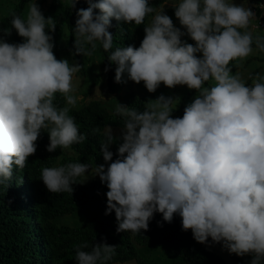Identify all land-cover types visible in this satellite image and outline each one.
Listing matches in <instances>:
<instances>
[{"label":"clouds","instance_id":"9594fccd","mask_svg":"<svg viewBox=\"0 0 264 264\" xmlns=\"http://www.w3.org/2000/svg\"><path fill=\"white\" fill-rule=\"evenodd\" d=\"M75 3L68 0L71 8ZM88 3V8L77 11L74 28V54L83 56L93 54L97 41L104 51L112 48L111 19L138 26L156 11L148 0ZM172 7L195 46L181 40L185 33L162 9L144 27L138 48H117L108 60L117 65V83L126 73L137 84L143 81L149 93L163 83L168 88L186 85L198 95L184 108L182 118L170 116L178 98L160 95L143 112L117 103L116 114L126 117L124 127L117 128L122 129L123 140L118 158L106 169L101 164L94 170L109 189L105 214L115 212L118 233L133 234L146 231L156 212L166 222L179 214L182 230L191 229L198 243L211 237L229 253L252 254L251 264H262L264 77L257 76L249 87L230 75L229 67L230 61L253 53L252 34L239 29H247L255 13L228 0H180ZM11 25L24 42L0 39V184L11 180L14 166H26L42 129L49 134L48 152L86 139L69 115L77 104L78 97L71 94L76 90L72 77L80 65L56 59L52 36L45 30L54 32L56 21L46 19L33 0L26 19L13 15ZM3 31L10 35V30ZM255 43L264 52V38L256 37ZM210 79L215 86L203 87ZM57 93L68 106H55ZM111 130L107 127L100 149L105 162L113 156L108 150ZM88 169L85 163L44 168L41 180L51 193L71 194V185ZM115 249L107 243L94 244L91 251L78 247L75 258L78 264H106Z\"/></svg>","mask_w":264,"mask_h":264},{"label":"trees","instance_id":"16d2710c","mask_svg":"<svg viewBox=\"0 0 264 264\" xmlns=\"http://www.w3.org/2000/svg\"><path fill=\"white\" fill-rule=\"evenodd\" d=\"M171 1L178 0H148L149 6L156 11L149 13L144 23L138 26L134 22L124 23L111 19L108 31L113 36L112 48L104 51L100 42H96L100 72L94 73L89 71L83 55L74 54L76 38L74 28L78 19L76 13L80 9L89 7L88 0H76L74 8L68 5V0H49V3H45L46 0H34L46 19L52 17L56 21L54 32L49 31L47 27L45 29L52 36V51L56 59H66L70 66L80 65L79 70L75 72L79 81L72 84L76 90L82 92L85 101L77 102L75 107H70L69 115L74 117L79 133L86 139L80 144L67 148L70 149L71 154H65L58 148L48 152L46 148L49 137L41 130L35 142L36 152L27 158L26 166L23 169L14 166L11 180L0 184V264H78L75 258L76 249L80 247L83 251H91L92 246L99 243L116 246L115 254L106 264L130 261L134 264H156L147 259L143 251L156 240L167 245L168 250L175 257L169 260L168 264H251L252 254H246L245 257L231 254L232 263L223 259L211 248V245L222 246V242L214 243L211 238H208L206 243L195 241L191 229L182 230V218L179 214H174L171 222H166L162 214L156 212L149 221L146 231L142 229L138 234H133L131 231L118 233L115 212L105 214L106 193L109 189L106 183H101L98 175L88 181H83L82 176L76 178L77 183L71 185L73 188L71 194L51 193L41 180L44 168L61 167L69 163H85L89 168L103 164L106 169L108 164L118 158L117 149L111 143L108 146V150L113 153L111 161H104L100 149L106 142L107 127L113 129L124 127L126 117L116 114V105L112 107L114 102L93 99V91L102 76L107 93L117 95L123 90L126 107L137 112L145 110L148 106L147 99L127 89L129 86L124 84L126 73L122 82H115L117 65L110 62L108 57L117 48L127 46L138 48L145 35L144 27L147 26L150 18L162 9L166 15L174 14L173 7H166ZM32 2L33 0H17L16 4L0 17V39L10 44L24 42V38L12 28L11 20L13 15L26 19L29 4ZM92 2L95 3L97 0ZM93 12L95 15L99 10L94 9ZM178 28L185 33L181 40L195 46L186 29L183 26ZM3 30H10V35H6ZM88 46L90 48V45ZM200 54L195 55L198 57ZM229 67L230 75L236 76L233 66L229 65ZM212 86H215V81L211 79L203 85L206 88ZM195 93L196 90L189 88L185 92L178 105L177 118H182L184 108L190 104V99ZM54 104L58 109L68 106L60 93L56 94ZM174 109L173 112H176ZM93 129L98 131L94 132ZM94 201H101V209L80 225L67 226L58 223L64 217L80 213ZM85 243L88 247H81ZM141 248H143L142 253L139 251Z\"/></svg>","mask_w":264,"mask_h":264},{"label":"rangeland","instance_id":"374dc122","mask_svg":"<svg viewBox=\"0 0 264 264\" xmlns=\"http://www.w3.org/2000/svg\"><path fill=\"white\" fill-rule=\"evenodd\" d=\"M16 2L17 0H1L0 17L4 16L12 8V5L16 4ZM179 2L180 0H178L177 2L176 1L168 2L166 7L167 8L172 7V5L178 4ZM228 2L234 3L236 5H242L245 8H250L255 13V16L250 19L247 29H241L242 33L247 31L252 34L253 53L244 60H233V63H229L230 66H233L234 74L236 76H239L242 82L245 83L246 86L251 87L253 85V82L256 80L257 76L264 77V52L259 51L255 43L256 37H258V35L259 37H261V35L259 34V30L257 29V26L260 21H264V0H228ZM45 3H49V0H46ZM43 7L46 9L45 5H43ZM167 16L171 18L174 27L178 28L181 26L179 20L175 17V14H170ZM153 17L149 19V21L147 22V26L151 23ZM85 47L88 48L89 46L85 45ZM200 57H202V53L197 58ZM84 59L87 61V66L90 72L91 71H94V73L100 72V60L96 50L93 52L91 56H84ZM124 77H125L124 84L125 85L127 84L129 86V88L127 89L129 91L135 92V94H137L138 96L146 98L147 104L151 103V100L157 99V97H159L160 95H163L165 97H172L174 99L178 98L176 101H174L173 104V108H175L174 110L176 112H172L170 116L171 118H177V116H179L178 105L180 103L181 98L188 90V87L186 85H177L173 88H168L164 86L163 83H161L155 92L149 93L145 88L143 81L137 84L131 81L130 79H128L127 74ZM250 78L251 81L249 82ZM77 81H79V79L76 77V73H74L72 77V83L76 84ZM103 83H104V79L101 76V81L98 84V86L95 88V91H93L92 98L104 102H114L112 107L117 105V103L125 106L123 90L121 91V93L117 95H110L105 91L106 88L103 85ZM72 95L78 97L77 102H82L84 100V95L80 90H75V92H73ZM197 95L198 93H195L191 97L190 103L194 100V98ZM42 131L44 132L45 135H47V137H49L47 130L42 129ZM111 134L113 136V141L111 145L115 149H118L119 145L123 142L122 129H113L111 130ZM57 148L60 149L65 154L66 153L71 154L70 149L68 150L59 147ZM94 170L95 168H89L88 172L85 173V176H82L83 181H88L91 177L95 176ZM101 207H102L101 201H94L86 209L82 210L80 213H76L72 216L70 215L64 217L61 220H59L58 223L67 226H78L85 219L97 213L101 209ZM143 248L139 250L141 253ZM211 248L221 257H223V259L227 260L228 262H232L231 254L234 253H229L228 250L223 247V245L222 246L211 245ZM143 251L145 252L144 254L145 257L147 259L152 260L156 264H168L169 260L175 259V257L168 250V246L157 240L152 241L149 246L143 249ZM241 257H245V255ZM114 264H134V262L130 261L125 263H114Z\"/></svg>","mask_w":264,"mask_h":264},{"label":"built area","instance_id":"2783aa9c","mask_svg":"<svg viewBox=\"0 0 264 264\" xmlns=\"http://www.w3.org/2000/svg\"><path fill=\"white\" fill-rule=\"evenodd\" d=\"M257 29L259 30L261 37L264 38V21L258 23Z\"/></svg>","mask_w":264,"mask_h":264}]
</instances>
